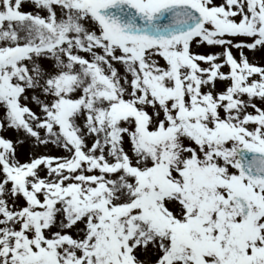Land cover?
Wrapping results in <instances>:
<instances>
[{
    "label": "snow or ice",
    "instance_id": "obj_1",
    "mask_svg": "<svg viewBox=\"0 0 264 264\" xmlns=\"http://www.w3.org/2000/svg\"><path fill=\"white\" fill-rule=\"evenodd\" d=\"M245 49L264 0H0V264H264Z\"/></svg>",
    "mask_w": 264,
    "mask_h": 264
},
{
    "label": "rangeland",
    "instance_id": "obj_2",
    "mask_svg": "<svg viewBox=\"0 0 264 264\" xmlns=\"http://www.w3.org/2000/svg\"><path fill=\"white\" fill-rule=\"evenodd\" d=\"M216 3H221L222 0H215ZM23 10H30L27 5L24 6ZM193 51H198V52H209V51H221L220 48H210L206 45L201 46L200 48H193ZM234 55H236V49H233ZM245 54L248 56L250 62H255L258 63L259 65L264 66V50H259L256 51L255 53L245 49ZM163 63V61H161ZM224 71H227L228 69L225 68L223 69ZM226 83V82H225ZM225 83L217 82L216 86V91H222L225 87ZM257 104L259 105V101H256ZM248 111L252 112L253 109L249 108ZM4 135L7 138H11L13 140L16 139V134L12 131H6L3 133H0ZM17 154L19 159L23 161H27L30 159V156L35 154V155H40V154H50V155H64L65 153L63 150L56 148L55 146L48 145L47 147L45 146H38L34 147L31 141H25L23 144L17 145Z\"/></svg>",
    "mask_w": 264,
    "mask_h": 264
}]
</instances>
